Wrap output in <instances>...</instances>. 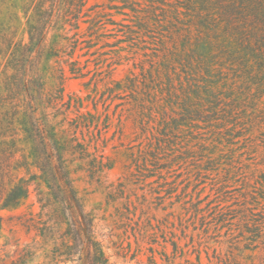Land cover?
<instances>
[{"label":"rangeland","instance_id":"rangeland-1","mask_svg":"<svg viewBox=\"0 0 264 264\" xmlns=\"http://www.w3.org/2000/svg\"><path fill=\"white\" fill-rule=\"evenodd\" d=\"M53 4L40 59L14 60ZM24 65L110 264H264V0H0V111ZM4 115L13 166L26 145ZM36 187L0 206V264H76L54 255L64 226Z\"/></svg>","mask_w":264,"mask_h":264},{"label":"trees","instance_id":"trees-1","mask_svg":"<svg viewBox=\"0 0 264 264\" xmlns=\"http://www.w3.org/2000/svg\"><path fill=\"white\" fill-rule=\"evenodd\" d=\"M53 10L54 4L49 11L46 9L35 13L34 19H31L35 23L30 22L28 26L29 46L21 42L12 44L13 50L10 54L14 60L16 55L23 58L25 64L32 65L34 61L30 59V56L35 46L37 48L35 58L40 59L45 49L42 42L46 29L55 28L61 17L59 7L57 14H53ZM75 27L78 28V24ZM33 40L36 41V45L35 42L34 45L32 44ZM11 43L12 41L9 40L8 50ZM47 55L53 56V53L48 51ZM26 66L24 65L23 70L16 69V72L11 75L12 80L5 84V90L13 93L12 98H16L17 102L12 104L11 110L5 109L0 113L5 114L7 124L11 125V128L14 127L15 122L19 124L16 132H21L20 140L26 145L27 152L23 147L16 148V151L22 152L23 160L11 166L4 159L8 157L7 149L0 147V206L18 205L29 196L30 186L35 183L37 202L41 209L49 207L59 210L61 219L56 223L64 226L59 233L60 245L54 247V255L63 262L110 264L103 251L102 241L97 238L93 216L84 208L72 184L64 158L65 145L57 137L53 126L48 122L47 115L43 111L37 115V104L44 99L41 77L36 71L27 69ZM45 100L48 103L51 102L49 97H45ZM64 103L62 102L61 105ZM69 106L70 101L67 108ZM9 111L10 115L7 117ZM74 124L75 127L78 126V123ZM21 167L30 173L29 178L20 177L16 181L13 180L10 176L13 175L12 169L18 170ZM32 168H35L37 172H31ZM4 176L7 182L4 181ZM41 184L45 185L46 192L41 190ZM43 230L42 228L41 234Z\"/></svg>","mask_w":264,"mask_h":264}]
</instances>
